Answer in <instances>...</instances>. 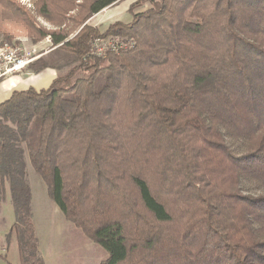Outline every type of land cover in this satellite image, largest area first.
<instances>
[{"label":"trees","instance_id":"16d2710c","mask_svg":"<svg viewBox=\"0 0 264 264\" xmlns=\"http://www.w3.org/2000/svg\"><path fill=\"white\" fill-rule=\"evenodd\" d=\"M53 1L34 3L49 22L53 8L61 20L74 11L72 0ZM122 1L90 0L83 15ZM150 4L129 23H88L70 39L0 0V44L18 32L49 36L55 48L24 72H57L48 90L0 104V219L9 200L5 242L20 264H45L30 165L65 218L107 252L102 264H264V196L242 188L264 186V0ZM110 36L129 48L90 54Z\"/></svg>","mask_w":264,"mask_h":264},{"label":"rangeland","instance_id":"374dc122","mask_svg":"<svg viewBox=\"0 0 264 264\" xmlns=\"http://www.w3.org/2000/svg\"><path fill=\"white\" fill-rule=\"evenodd\" d=\"M13 1L23 5L32 12L38 29L49 32H64L67 33L70 39L79 34L85 24L89 23L92 27L105 31V29L117 21L123 23L131 22L135 14L142 13L151 7L150 0H123L114 6L113 10L105 12V9L99 14L92 16L89 21H86L84 9L87 8L90 0H72L73 3L68 8L74 9V11H68L63 17L64 21L61 20L60 11L57 8H53L57 12L52 14L53 18L57 20L53 23L41 17L38 9L34 7V3L41 2L42 0ZM54 1L55 3L57 2V0ZM112 13L117 14L116 16H112ZM113 38L124 42L129 48L130 43L124 38L110 36L98 39H103L104 43H113ZM98 39L91 43L90 54L92 55H96L93 49L100 46L99 43H95ZM5 46L35 52V55L41 54L42 56L55 48L53 47L51 37L48 36L41 40L36 35L34 36L28 32L16 33V38L10 45L2 46L0 44V48ZM4 77H0V79ZM226 142L231 150L238 155H243L248 150L242 141L228 135H226ZM28 172L33 193V221L40 242V255L43 257L45 264H102L108 257L107 252L65 218L61 210L50 199L46 183L34 171L31 165L28 167ZM242 188L245 194L256 197L264 196V186H256L242 181ZM13 223V210L8 200L0 219V249L2 254L8 258L6 260L0 259V264H20L18 250L15 248L14 252H11V244L7 248L5 242V235L9 232Z\"/></svg>","mask_w":264,"mask_h":264},{"label":"built area","instance_id":"2783aa9c","mask_svg":"<svg viewBox=\"0 0 264 264\" xmlns=\"http://www.w3.org/2000/svg\"><path fill=\"white\" fill-rule=\"evenodd\" d=\"M102 40L103 39H98L95 42L100 44V46L93 49L96 52V56H102L107 51H120L128 47L124 42L115 40L114 38L113 43H104ZM41 56V54L35 55V52L9 46L0 48V77L24 71L30 64L39 59Z\"/></svg>","mask_w":264,"mask_h":264},{"label":"crops","instance_id":"0c3cea01","mask_svg":"<svg viewBox=\"0 0 264 264\" xmlns=\"http://www.w3.org/2000/svg\"><path fill=\"white\" fill-rule=\"evenodd\" d=\"M112 8L114 9L115 7L108 8L105 10V12L113 10ZM116 14L117 13H112V16H116ZM56 78L57 72L52 68H47L37 75L28 74L22 71L1 78L0 104L7 101L15 91H26L30 88H33L38 92L42 90H48ZM15 248L18 250L17 244L12 243L10 246V251L14 252ZM6 258L8 257L6 256Z\"/></svg>","mask_w":264,"mask_h":264}]
</instances>
